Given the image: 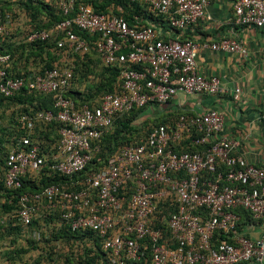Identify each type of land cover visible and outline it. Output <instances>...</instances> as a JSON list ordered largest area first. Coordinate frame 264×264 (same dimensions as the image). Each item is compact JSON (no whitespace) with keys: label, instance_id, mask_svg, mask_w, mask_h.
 <instances>
[{"label":"built area","instance_id":"2783aa9c","mask_svg":"<svg viewBox=\"0 0 264 264\" xmlns=\"http://www.w3.org/2000/svg\"><path fill=\"white\" fill-rule=\"evenodd\" d=\"M123 1L146 7L153 17L135 12L130 25L113 5L56 0L65 18L26 37L55 40L61 57L53 68L14 75V58L0 54V96L54 98V110L19 116L3 163L4 187L19 190L23 178L68 177L17 196L11 213L20 227L15 236L39 244L40 261L28 258L27 264H65L68 255L91 257L98 248L101 257L94 264H264V147L260 162H250L236 153L239 141L222 136L221 112L171 107L179 93L226 92L220 77L199 72V49L241 56L248 49L233 38L196 43L172 36L205 20L210 0ZM232 9L234 25L264 28V0H233ZM6 27L0 14V37ZM74 27L95 37L92 46ZM91 48L101 64L118 68V82L95 102L81 104L67 93L74 86L84 90L75 60ZM234 93L237 99L239 85ZM141 108L151 115L165 108L169 114L163 123L150 124L144 136L120 145L103 166L86 170L116 119ZM151 115L142 117L157 118ZM54 121L56 141L39 138L36 122L45 131ZM133 125L139 127V120ZM188 146L198 149L184 150ZM238 210L253 221L242 223ZM59 231L79 236H53ZM8 245L0 252L6 261L13 251V243Z\"/></svg>","mask_w":264,"mask_h":264},{"label":"trees","instance_id":"16d2710c","mask_svg":"<svg viewBox=\"0 0 264 264\" xmlns=\"http://www.w3.org/2000/svg\"><path fill=\"white\" fill-rule=\"evenodd\" d=\"M55 1L50 2L44 0H17L16 4L21 7V10L25 12L29 18L34 29H30L29 33L33 31L49 30L53 26L65 18L55 8ZM96 8H103L105 6L113 5L116 7V13L122 15L130 25H134L136 20L133 14L135 12L142 13L144 18H152L153 14L149 13L146 7H140L139 5H133V7L123 0H88ZM102 2V3H99ZM4 3L0 0V11L3 12ZM1 14V13H0ZM143 23V22H142ZM73 31L86 39L92 46V42L95 37L86 33L78 31L75 27ZM27 37V36H26ZM1 38V37H0ZM0 51L9 53L14 58L24 56L27 62L40 63V71L44 69H51L60 60V52L56 48V42L53 38L45 40L27 41L26 38L21 43H9V39L2 37L0 42ZM13 70V69H12ZM21 72L18 70L13 71L14 75H19ZM75 73L78 77V83H84L85 87L83 91H79L74 86L67 95L74 101L84 104L93 103L97 98L103 95L105 92L113 91L118 82L119 71L117 67H109L101 64L99 57L95 53V50H91L84 55L83 58L77 57L75 60ZM2 99L13 101V103L21 108L27 110L29 114H32L38 110H54V98L51 94H34L21 92L13 97H2ZM31 110V111H30ZM144 108L138 110H132L131 112L124 114L122 117L117 118L114 123V128L111 132L104 134L99 142V150L95 153V156L90 161L86 170L97 169L105 163L107 157L114 152L120 145L131 142L133 139H138L144 136L150 124L163 123L165 121L164 115L157 118L142 117L144 114ZM174 115V114H173ZM169 116V115H167ZM165 116V117H167ZM141 119V120H140ZM139 120V127L133 125V122ZM19 122L16 125V132ZM57 122H52L45 131L42 130L39 134L41 139L49 142H55L57 139ZM23 131V129H21ZM16 132H12V138ZM198 147L188 146L184 150H197ZM4 163V162H3ZM68 177H62L54 175L52 177L42 176L38 182L31 181L27 178L22 179V187L19 190H9L4 187L3 178H0V217L8 213L11 209L17 207L16 200L20 192L34 191L40 189L42 186L52 182H59L67 180ZM4 200V201H3ZM11 200V203L9 201ZM242 217V223L253 221L249 212L245 210H238ZM1 223V222H0ZM0 230H8L7 236L14 235L16 228L10 229L4 228L0 224ZM63 234L68 237H78L79 232L70 233L67 231H59L53 236ZM12 240V239H11ZM14 242V241H13ZM95 252L93 256L79 255L77 259L73 257V254L66 257L65 262L67 264H94L96 260L100 258V250ZM19 252V251H18Z\"/></svg>","mask_w":264,"mask_h":264},{"label":"crops","instance_id":"0c3cea01","mask_svg":"<svg viewBox=\"0 0 264 264\" xmlns=\"http://www.w3.org/2000/svg\"><path fill=\"white\" fill-rule=\"evenodd\" d=\"M232 2L233 0H210L205 20L188 29L176 31L172 36L190 39L196 43L233 38L248 49L247 56L209 48L199 49L196 56L199 72L206 77H220L226 92L220 95L179 93L171 102V107L175 112L197 114L209 109L221 112L224 117L222 136L239 141L240 146L236 153L258 164L264 147V28L234 25ZM16 63L15 60L12 69ZM235 85L241 88L237 99L234 98ZM157 110L161 115L169 114L165 108ZM11 213L13 209L3 219L0 217V224L7 229L14 227L17 229L15 233H18L20 227L15 224V219L9 217ZM254 235L256 234L253 233ZM29 245L31 244L19 235L18 238L16 236L11 251L13 257L6 261L0 256V264H27V259L32 256L27 253H34L32 251L39 248L32 249Z\"/></svg>","mask_w":264,"mask_h":264},{"label":"rangeland","instance_id":"374dc122","mask_svg":"<svg viewBox=\"0 0 264 264\" xmlns=\"http://www.w3.org/2000/svg\"><path fill=\"white\" fill-rule=\"evenodd\" d=\"M17 0H1V3H4L3 5V12L0 11L3 20L6 22V29L7 34H5V37L9 39V43H21L24 41L26 36L29 34L30 29H34L32 26L29 18L25 14L24 11L21 10V7L17 5ZM47 2H50L52 0H44ZM13 24V26L11 25ZM12 27V29H11ZM14 38V40H13ZM2 37L0 38V40ZM3 53L0 51V54ZM16 65L14 66L13 71L16 72V69L19 72H36L40 68V63H28L24 56L21 58H17ZM12 71V72H13ZM22 113H28L26 109L21 108L13 103V101H8L5 99H2L0 97V178L2 177L3 172V162L5 159V155L7 150L9 149L10 145L12 144V132H16V125L18 123V118ZM144 115H151V111L146 109L144 111ZM153 117L161 116L160 113H156L155 115H151ZM39 126H42L41 123L36 122V132L41 134L42 130H39ZM38 137H41L38 135ZM4 201V200H3ZM2 202V201H1ZM0 202V203H1ZM1 208V206H0ZM10 214L9 217L13 220V217ZM3 219L5 217V214L1 216ZM8 230H0V252L5 250L6 246H9L10 243H15V235H9L7 236ZM257 236V235H254ZM12 239V240H11ZM32 249H35L38 245H29ZM34 247V248H33ZM19 251V250H18ZM34 253H27L29 255H32L29 257V259H36L35 261L39 262V250L32 251ZM19 253V252H18ZM19 255V254H18ZM13 255L9 256L8 259H11ZM42 261V259H41ZM21 262V261H20ZM65 264H67L65 262Z\"/></svg>","mask_w":264,"mask_h":264}]
</instances>
